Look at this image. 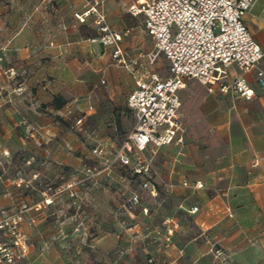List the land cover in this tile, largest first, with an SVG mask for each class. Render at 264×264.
Instances as JSON below:
<instances>
[{"label": "crops", "instance_id": "crops-1", "mask_svg": "<svg viewBox=\"0 0 264 264\" xmlns=\"http://www.w3.org/2000/svg\"><path fill=\"white\" fill-rule=\"evenodd\" d=\"M94 3L99 4V1L0 0V212L26 208L21 228L28 236L35 233L31 229H39L37 218L46 211L45 205L39 207L33 202L34 196L42 193L43 186L39 181L33 182L35 187L31 184L21 193V188L13 184L20 175L17 165L25 166L26 179L37 172L39 165H42L41 180L60 176L50 173L51 161L73 164L75 159L57 135L64 133L57 117H63L70 103L83 97L93 96L96 103L113 100L114 74L122 75L124 70L131 73L134 80L129 91L135 85L132 73L137 70L115 65L109 51L92 40L95 32L92 34L91 26L82 25L74 17L75 12L80 13ZM112 4L116 16L109 11L104 13L112 28L133 31L142 28L145 33L142 18L125 14L127 7L122 8L117 1L102 0L99 6L110 9ZM91 21L92 17H88L87 22ZM244 22L262 48L263 57L257 68L264 72V0L255 1L244 16ZM127 36L123 40L124 48ZM160 57L166 61V66L160 64ZM142 62L147 72L161 76L167 73L168 63L163 55L146 68ZM11 71L14 76L10 75ZM234 73L235 68L230 67L227 80ZM243 76L254 93L250 98L228 93L219 100L222 104L218 109L222 110L224 119L216 127L225 136L221 142L207 148H199L190 141L181 147L171 146L184 143L183 127L182 142L158 148L161 153L169 154L159 160L168 171L151 177L157 197H151L146 191L140 193L141 203L136 210L138 222L128 224L129 228L136 225L139 235H123V243L129 242L131 237L136 243L147 241L151 235L146 228L159 229L165 217L174 218L178 226L171 233L153 235L156 240L169 241L166 248L155 251V259L161 264H264V86L257 83L255 69ZM98 77L104 79L105 87L109 88L104 99L95 97ZM191 81L204 86L208 93H219L208 91L207 86L195 79H187L178 92L181 122L184 89L190 101L183 113L187 121L196 109L193 90L186 89ZM54 96H60L65 103L55 108ZM210 102L206 101L202 109V117L207 121L214 119L211 115L214 104ZM92 108L89 105L86 115ZM2 150H7L9 155H3ZM17 151L24 152L23 160L16 159ZM150 151L155 150L148 145L142 153L148 164ZM108 176L101 173L95 180ZM183 180H187L189 186H183ZM196 181L203 186L194 187ZM86 183H81L80 187ZM144 205L149 208L148 214L141 212ZM193 206L197 210L190 212ZM42 222L40 234L48 238L49 222L44 221V217ZM116 240L101 236L96 242L106 245L107 249ZM26 249L30 251V247Z\"/></svg>", "mask_w": 264, "mask_h": 264}, {"label": "built area", "instance_id": "built-area-1", "mask_svg": "<svg viewBox=\"0 0 264 264\" xmlns=\"http://www.w3.org/2000/svg\"><path fill=\"white\" fill-rule=\"evenodd\" d=\"M255 1L134 0L127 6V11L133 17L142 18L145 33L153 41V50L147 54L139 52L134 58H129L123 47L124 37L130 29L112 28L98 8V3L74 13L81 24L92 17L95 29L92 40L98 41L103 49L109 51L115 65L126 69L135 66L140 68L143 66L142 61L150 65L159 55H163L168 68L165 76L156 72L136 74L133 71L135 85L127 95V105L134 114V125L103 167L88 166L84 169L85 177L82 180L64 183L62 190L70 198L79 195V183L86 179L95 180L114 165L125 168L132 177H138L141 188L151 196L158 194L150 180L149 164L142 153L148 145L158 148L182 142L178 92L185 86L187 79L199 81L210 92L250 98L254 92L243 74L255 69L257 83L264 86V72L257 68L263 51L244 22V16ZM230 67L235 68V73L227 80ZM10 75L14 76L15 73L11 71ZM100 82L104 84L105 80L101 79ZM82 122L83 117L80 116L75 125L81 127ZM3 154H8V151L4 150ZM32 177L36 178V174ZM182 185L189 186V182L183 180ZM202 186L200 181L194 183L196 188ZM42 196V200L37 203L39 207L52 201L45 190ZM127 200L128 206L134 207L140 200L139 194L131 193ZM142 210L147 212L146 207ZM196 210L197 207L193 206L189 211ZM0 213V264H30L21 259L26 250L25 236L20 229L23 211L2 210ZM164 222L168 234L178 226L174 218H166ZM2 235L10 238L9 243L2 240Z\"/></svg>", "mask_w": 264, "mask_h": 264}, {"label": "rangeland", "instance_id": "rangeland-1", "mask_svg": "<svg viewBox=\"0 0 264 264\" xmlns=\"http://www.w3.org/2000/svg\"><path fill=\"white\" fill-rule=\"evenodd\" d=\"M98 1V8L103 14L109 11V14H113V17L116 16L113 4L110 9L104 6L103 9L99 6L102 4V0ZM114 1L120 3L121 7L126 9L128 2L131 0ZM127 13L125 12V14ZM105 20L111 25L108 17H105ZM138 24L140 25L139 22ZM82 25L91 26L92 34L95 32L92 21ZM132 25L131 27L133 28ZM138 31L137 28L134 31L130 30L128 33L130 36H127V40L124 41L125 50L129 58L136 57L139 52L147 54L153 50L152 39L143 32L142 28ZM158 59H161V65L166 66V61L162 57ZM134 68L137 70L139 67L135 66ZM120 69L124 70L123 68ZM145 70L142 66L136 71V74H141ZM114 76L116 83L111 84V90L114 93L113 100L108 103H105V101L96 103L93 100V96L83 97L78 102H71L69 111L67 109L63 117H57L59 127L64 129V133L62 131V133L59 132L57 135H59L60 141L68 147L67 149L71 152V156L75 159L73 164H57L51 161V164H49L50 173H59L61 174L60 176H55L53 179L46 177V180H41L39 172H41L40 167L42 165H39L36 169L37 172L33 173L36 174V178H33V174H31L30 179H26L24 177L25 166L17 165L20 175L13 184L17 188H21V193L26 191L31 184L35 187L33 182L39 181L43 186L42 190H45L52 200L51 203L45 204L46 211L37 218L39 219V229H31V231L35 232L34 235L28 236L20 226L25 236V246L30 247V251L26 249L21 259L30 264H161L155 259V251L166 248L169 241L163 242L160 238L156 240L153 235L167 234L166 224H161L159 229L146 228V232L151 235V237L148 236L147 241L142 240L141 243H136V239L131 237L129 242L123 243L121 239L123 235H139L136 225L132 228H129L128 225L134 221L138 222L136 210L141 203L140 193L142 194L145 191L141 188V180L138 177H132L125 168L114 165L108 172H105L109 174L106 179H86L81 182L82 184L79 183V195L77 198H70L62 190L64 183L72 180H82L85 177L84 169L86 167H103L119 148L122 139L134 125V114L127 105L128 87L133 83L134 79L131 73L125 70L122 75L114 74ZM103 85L100 82V77H98V85L94 86V90H96L95 97H102L103 99L106 97L107 89L109 90V88ZM188 88L193 90L192 96L196 109L193 110L191 120L187 121V117L183 113L187 110L190 101L188 99L189 93L184 89L182 93L181 120L184 127L185 141L183 144L171 146L181 147L189 141L197 144L199 148L217 145L225 137L216 127L224 119L222 110L220 111L218 108L222 104L219 100L225 94L208 93L204 86L195 81L189 82L186 86V89ZM208 100L211 101V104H214L211 108L213 110L211 115H214V119L211 118L212 121H207L202 117L204 103ZM89 105H92L93 108L86 115ZM80 116L83 117V122L81 127H77L75 121ZM158 148H154L155 151H150L147 154V158L150 161L149 175L151 182V177L156 178L160 171H168L166 166L160 165L159 160L169 154L161 153ZM16 153V159L23 160L24 152L17 151ZM171 154L176 155L173 152ZM3 155L8 156L9 152ZM126 177L128 178L125 179ZM85 182H87L85 186L80 187V184L83 185ZM36 188L39 189L38 186ZM134 192L139 194L140 200L136 207H129L127 199ZM157 195L150 196L157 197ZM42 198V193H40V196L35 195L34 204L37 205ZM143 207L147 208L146 213L143 212ZM19 209L24 213L26 208L22 207L16 210ZM14 210L8 212H13ZM133 212L134 216L132 217ZM141 212L148 214L149 208L145 205L141 206ZM42 217H44V221L49 222L48 234H50V237L48 238L40 234V226L43 223ZM166 218L163 219L162 223H165L164 220ZM140 228V230H143L142 226ZM101 236L104 238L115 237L117 240L110 246L111 248L106 249V245L96 242V239ZM2 240L9 243L10 238L2 235Z\"/></svg>", "mask_w": 264, "mask_h": 264}, {"label": "trees", "instance_id": "trees-1", "mask_svg": "<svg viewBox=\"0 0 264 264\" xmlns=\"http://www.w3.org/2000/svg\"><path fill=\"white\" fill-rule=\"evenodd\" d=\"M82 24H86V22L82 23ZM64 103H65V100L60 99V96H54L53 99H52V105L55 108L61 107Z\"/></svg>", "mask_w": 264, "mask_h": 264}]
</instances>
